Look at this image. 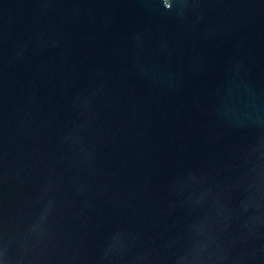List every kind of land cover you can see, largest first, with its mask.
Segmentation results:
<instances>
[{
	"label": "water",
	"instance_id": "1",
	"mask_svg": "<svg viewBox=\"0 0 264 264\" xmlns=\"http://www.w3.org/2000/svg\"><path fill=\"white\" fill-rule=\"evenodd\" d=\"M0 264H264V0H0Z\"/></svg>",
	"mask_w": 264,
	"mask_h": 264
}]
</instances>
